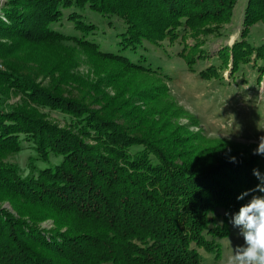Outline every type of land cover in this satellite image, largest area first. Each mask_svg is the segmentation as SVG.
<instances>
[{"label": "trees", "instance_id": "trees-1", "mask_svg": "<svg viewBox=\"0 0 264 264\" xmlns=\"http://www.w3.org/2000/svg\"><path fill=\"white\" fill-rule=\"evenodd\" d=\"M235 4L236 0L3 3L0 38L10 43L0 41V57L7 64L0 69L1 93H20L32 103L64 112L77 124L60 130L49 128L34 108L0 110V195L45 210V218L57 227L48 230L0 206V264H200L201 250L217 254L208 236L222 232L216 221L220 209L237 212L250 199L238 201L237 196L259 183L253 181V161L231 163L219 156L210 167L197 160L178 165L179 155L151 140L158 130L143 141L127 138V126L116 128L76 102L62 103L56 93L35 85L31 75L23 73L25 66L10 56L28 42L73 41L129 68L146 71V65L151 70L144 55L147 43L174 38L185 25L196 35L199 23L229 20ZM92 14L106 19L116 31L111 43L116 51H102L96 45L99 34L106 38L110 32L104 33L107 29L96 25ZM262 19L264 0H247L244 25ZM67 25L74 33L62 31ZM242 32L245 36L246 30ZM238 47L232 49L237 64L243 59ZM140 119L145 122L148 117ZM86 139L98 146L88 145ZM25 145L36 150L42 165L33 176L23 177L5 158ZM237 183L242 187L235 188Z\"/></svg>", "mask_w": 264, "mask_h": 264}, {"label": "rangeland", "instance_id": "rangeland-1", "mask_svg": "<svg viewBox=\"0 0 264 264\" xmlns=\"http://www.w3.org/2000/svg\"><path fill=\"white\" fill-rule=\"evenodd\" d=\"M6 1L0 0V9ZM246 3L247 0H236L229 20L195 25L196 35L185 25L178 28L174 38L147 43L144 55L153 65L151 70L146 65V71L129 68L73 41L28 42L17 46L10 58L25 66L23 73L31 75L35 85L56 93L62 103H77L96 111L116 128L127 126V138L143 141L158 130L157 137L151 140H156L165 152L179 155L175 161L178 165L197 160L210 167L216 157H235L237 161L250 159L264 175V156L253 155L264 137V19L244 25ZM91 16L96 25L107 29L104 33L110 32L106 38L99 34L96 45H101L102 51H116L111 45L116 31L106 19ZM117 25L122 26L119 22ZM61 29L74 33L69 25ZM0 41L10 43L4 38ZM236 45L243 49V59L238 64L232 50ZM126 55L131 56L129 52ZM0 63L7 66L4 58L0 57ZM25 106L36 109L37 117L49 128L69 131L76 127L74 118L62 111L32 103L12 90L3 94L0 91V110ZM115 108L116 112L110 110ZM142 115L148 117L145 122L140 119ZM86 143L98 146L92 139H86ZM5 161L23 177L33 176L42 165L29 145L8 154ZM233 186L242 187L238 183ZM0 206L19 219L31 218L35 225L57 229L52 219L45 218V210L18 198L0 195ZM219 211L221 216L216 221L222 232L208 236L217 254L201 250L200 264H225L233 247L243 244L239 229L229 223L231 215L225 216V212H235L223 208Z\"/></svg>", "mask_w": 264, "mask_h": 264}, {"label": "clouds", "instance_id": "clouds-1", "mask_svg": "<svg viewBox=\"0 0 264 264\" xmlns=\"http://www.w3.org/2000/svg\"><path fill=\"white\" fill-rule=\"evenodd\" d=\"M262 146L264 137L253 155L264 156ZM229 162L237 163V160L231 157ZM253 176L259 183L237 196L238 201L244 200L245 197L250 199L242 204L237 212H225V216L231 215L229 223L233 228L239 229L238 235L243 239L242 245L233 247L232 254L227 257L225 264H264V175L258 169H253Z\"/></svg>", "mask_w": 264, "mask_h": 264}, {"label": "built area", "instance_id": "built-area-1", "mask_svg": "<svg viewBox=\"0 0 264 264\" xmlns=\"http://www.w3.org/2000/svg\"><path fill=\"white\" fill-rule=\"evenodd\" d=\"M4 68V66L0 63V69H3Z\"/></svg>", "mask_w": 264, "mask_h": 264}]
</instances>
